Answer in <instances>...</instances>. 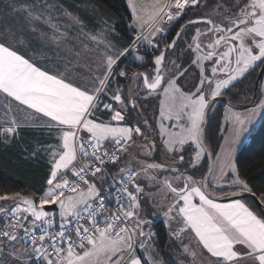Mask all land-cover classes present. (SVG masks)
<instances>
[{
  "label": "snow or ice",
  "instance_id": "obj_1",
  "mask_svg": "<svg viewBox=\"0 0 264 264\" xmlns=\"http://www.w3.org/2000/svg\"><path fill=\"white\" fill-rule=\"evenodd\" d=\"M127 6L135 38L118 46L112 30L88 35L98 62L84 83L38 65L35 55L43 53L28 48L31 42L21 39V33L0 32V143L15 142L24 122L55 140L24 149L26 159L46 157L41 192L0 194V264H160L151 243V221L141 216L142 181L163 192L164 216L169 225L176 224L171 235L181 240L191 264H264V190L253 189L235 159L244 134L257 117H264V99L254 102L245 116L228 109L224 143L207 175L197 178L178 166L184 164L188 149L193 154L187 163L193 169L208 152L203 125L214 102L230 95L236 82L255 69L264 72V0H223L216 5L215 18L207 0H155L150 11L138 0H127ZM12 9L28 21L33 33L39 31L42 44L50 39L59 46L67 39L54 10L72 24L81 23L49 0H21ZM191 11L201 15L189 17L160 49L156 37L164 31L161 22L178 21ZM185 36L190 37L187 63L199 69L195 91H185L178 83L189 68L166 56ZM141 45L158 50L153 71L129 77L120 64L134 53L142 61ZM209 61L211 75L206 74ZM115 77L142 80L148 96L163 94L157 126L171 165L133 154L136 145L144 156H151L157 144L141 127L123 123L129 103L135 108L136 101L123 89H112ZM105 113L108 119H100ZM137 137L142 138L139 143ZM109 165L115 166L119 180L113 178L106 194L103 182ZM113 191L116 208L111 211L106 199ZM246 194L255 199L245 201ZM222 199L229 202H218ZM50 205L59 209V224L46 208ZM185 233L188 243L183 242Z\"/></svg>",
  "mask_w": 264,
  "mask_h": 264
},
{
  "label": "trees",
  "instance_id": "obj_2",
  "mask_svg": "<svg viewBox=\"0 0 264 264\" xmlns=\"http://www.w3.org/2000/svg\"><path fill=\"white\" fill-rule=\"evenodd\" d=\"M6 1L10 2L11 0H0V2L2 3L0 6V22L11 17V10L8 7L7 9L2 8ZM49 1L65 2L66 0ZM69 1L70 3L68 4V9L71 12L76 13L80 7L87 8L89 12H91L85 18V23L87 28L93 29L92 31H95L96 28L101 25L100 23L107 22V24L111 25L114 29L113 36L115 37L114 41L116 45L123 46L124 44L129 43L130 39L135 38V36L130 33L131 30L128 27V23L131 21V16L126 0ZM207 3L211 5V7L209 8V11H211L212 8H215L217 4L223 3V0H207ZM11 5H14V3H11ZM225 6L227 7L226 4ZM200 15V11H191L188 12L184 17H198ZM5 30H7V26L5 24H0V32ZM35 35L36 34L34 33L31 35L33 41L32 43L34 44H36L34 41ZM162 43V45L164 46V41H162ZM160 48L162 49V47ZM139 52L142 54V51L139 50ZM72 57L74 58L75 56H70L68 61H72ZM77 61V64H79V61H81V59H78ZM85 61H87V59H84L82 62ZM139 62L141 61H138L134 57L129 56L120 64V68H126L129 73V77H131V73L138 69L136 67L141 66L138 65ZM152 66L153 65H151V67ZM76 68L79 69V67ZM72 70H75L74 66L72 67ZM258 71L259 68L255 69V71L251 75L244 77L242 81L240 80L238 81L239 83L236 84V99L238 97L245 98L246 100L243 104L249 103L252 99L254 84ZM116 79L117 82L114 89L119 88L120 84H122V82L126 80V78L122 77H116ZM260 97L261 93L259 91V98ZM151 111L152 110L148 108V110H146L147 113L144 112V114H142V110L139 108L137 109L136 114H128V117L126 115V120L123 123L131 124L132 126H139L146 132L148 136H150L151 134L155 136V134H153V122L156 117V113H158L157 107H155V110H153L152 112ZM105 114L106 116H104ZM105 114L101 115L99 118H107V113ZM221 116V110L216 112L214 117L212 118V121L210 122V120H208L207 128L205 131V143L206 145H210L208 142L212 141L214 151H217L221 141L218 125L221 121ZM146 119H152L150 123L151 127H149L148 124L146 125L144 123L145 121H147ZM156 136H159V134H157ZM38 142L54 143L55 140L53 137H50L46 131L41 132L33 127H21L20 137H18L15 142L7 146L3 143H0V194H11L15 192H41L44 186L45 177L47 175V164L45 163L46 157H42L39 161H34L31 159H26L24 154L25 148L31 151L33 146H38ZM156 144L157 146L159 145L158 142ZM191 152L192 150L188 149L184 153L185 162L184 164L179 165L183 170L189 168L187 161L188 155L190 156ZM159 154L160 153L158 151V153L154 154V156H157ZM235 159L241 176L249 181L253 189L257 191L264 190V117H262L256 129L248 135L242 147L237 152ZM206 166L207 159H205V165L202 168L197 167L198 170L192 169L190 170V173L195 172L196 177L199 178L202 174L205 175ZM116 177L117 170L115 169V166L109 165L107 169V178L103 182L105 193L108 192L109 185H112L114 183L113 178H115L116 181L119 180V177ZM97 183L99 184L101 183V181L97 180ZM248 200L251 199H245V201ZM56 222L59 223L57 216ZM153 230L157 252L163 264H178V262L182 260L183 254L174 253V249L172 248L176 247V245L178 246L179 243H174L173 239L170 240L171 238L169 237L168 232L162 222L154 224ZM178 258L180 261H177ZM183 259L184 264H190L187 259Z\"/></svg>",
  "mask_w": 264,
  "mask_h": 264
},
{
  "label": "rangeland",
  "instance_id": "obj_3",
  "mask_svg": "<svg viewBox=\"0 0 264 264\" xmlns=\"http://www.w3.org/2000/svg\"><path fill=\"white\" fill-rule=\"evenodd\" d=\"M126 2H127V0H126ZM11 3H14V5H18L19 3H21V0H11L10 2H8V1L5 2V4L2 6V8L7 9V7H8L11 10V17L0 22V24H5L7 26V29H13V30H16L17 32L21 33V39H24L26 42H31L28 44V48L38 49L39 52L43 53V55H40V54L35 55L36 63L38 65L46 66L53 71H55L56 69H59L62 72H66V74H68L70 76V78L77 75L80 83L86 82L88 80V77L91 75V73L96 70V65L98 62L97 61L98 53L96 51L95 43L90 41L87 37L90 34L99 33L102 28H106V30H112V33H113L114 32L113 27L107 23L106 24L100 23L101 25L99 27H97L95 31H92L93 29L87 28L86 23H85V18L87 17V15H89L91 13V12H89V10L87 8L80 7L76 13H73L68 9V4L70 3L69 0H66L65 2H51V1H49V3H51V4H55V5L60 6L65 12H71L75 16L79 17L81 23L78 25L72 24L71 21H66V18L62 15V13L55 12V10H54L53 14L57 15L59 17L60 27L62 29H65V28L67 29V33H68L67 39L62 40L59 46L52 43L50 39H47L46 42H44L42 44L40 33H39V31H37L34 33V34H36L34 36V41L36 44H34V43H32L33 41H32V37H31L33 32L31 31V27H30L28 21L22 15L13 11ZM138 3L143 4L146 7V9L150 11L151 5L153 3H155V0H138ZM1 4L2 3L0 2V6H1ZM128 9H129L130 16H131V9L130 8H128ZM171 24L172 23L169 24V23H164L162 21L161 26L164 29L163 32H166L171 27ZM42 27H44V26H42ZM128 27L131 30L130 33L135 36L137 34V32L135 31V33H134V30L132 27V19L128 23ZM46 30L49 32V35H50L51 34L50 30H48V29H46ZM163 32H161L157 35V37H156L157 40H159L161 38V35ZM158 36L160 38H158ZM113 42L115 43L114 40H113ZM146 47L151 48V46H148V45H141L139 47V50H143ZM22 50H25L26 54L28 56L34 55L33 51H27L26 49H22ZM139 53H138V55L142 56V54H139ZM72 55L75 57L74 58L72 57V61H68L69 57ZM135 55H137V54L134 53V55L132 57H134ZM77 58L81 59V61H79V64H77V62H78ZM84 59H87V61L82 62ZM138 61H141V60H138ZM142 61H146V60H144V57H143ZM153 61H154V58L151 59V61L148 64L150 65L151 63H153ZM206 63H208V62H206ZM73 66L75 67V70H72ZM76 67H79V69H77ZM168 67H170V64L168 65ZM185 76L187 77V81H188L189 73H187ZM247 76H249V75H246V77ZM240 80L242 81L243 78L239 79L238 81H240ZM178 81L183 82V78L181 77ZM116 82H117V79L115 77L113 79V83L111 85L113 90H115L114 87H116ZM180 86L185 91H189V90L195 91V87L198 86V81H196L195 79H191L190 81L184 83V85H180ZM119 88H121V87H119ZM260 93H261V97L259 99H262L264 97V77H263L262 82H261ZM153 96L158 97L159 100H158V104H157L158 113H156V117H155L154 122H153V127H154L153 128L154 129L153 134H155V136L152 134L150 136H152V140L154 139L155 141H157L159 143L157 148H158V151L160 154L157 156H154L153 153L151 156L139 155L138 152H135V150L138 149V147L136 145H133V154L138 155L140 159L146 160L148 162L166 163V164L171 165L172 161L167 159L165 154H164V150H163L162 145H161L160 137L156 136L157 134H159V128L157 126V122L159 120L160 101L162 99H164V97H163V94H161L160 96H157V95H153ZM245 100L246 99L243 97H238L236 99V104H243L245 102ZM229 108L230 107H227V106L220 107V110L222 112V116H221V121L218 124L219 125V134H220V139H221L219 146L224 143V140H223L224 133L222 130L226 126H228V122L225 119V114L228 113ZM230 109H231V112L237 113L241 116L247 115L248 111H249V109H246V110H234L232 108H230ZM217 111H218L217 105L215 107H213L211 109V111H209L208 120H210V122L212 121V118L214 117V115ZM142 114H144V113L142 112ZM229 115H230V113H229ZM104 116H106V114ZM101 119L107 120L108 118L103 117ZM151 121L152 120H150V119L147 120L148 125H150ZM170 123H172V122L165 121L166 125H168ZM150 136H148V137H150ZM141 139L142 138L137 137L138 143L141 141ZM208 143L210 145L207 144V146L210 149V151L212 152L213 161H214L215 155L219 153L220 148L218 147L217 151H214L213 142L209 141ZM242 144H243V141H242L241 145ZM241 145L238 147V149L236 151L235 158H236L238 150L241 148ZM190 154H191L190 156L188 155V160L191 159L193 152H191ZM205 159H207V166H206V171H207L208 158H207L206 154L203 156L201 162L199 163V165H197V167L202 168L205 165ZM188 167L189 168H186V170H183L180 167V171L181 172H187V173L191 174L190 170H192L193 168H191L189 165H188ZM117 177H119V176L117 175ZM160 178L162 179L163 177L161 176ZM225 179H227V178H225ZM142 183L145 185V194L141 199V203L143 205V211L141 212V216H144L151 221L150 230L153 233H154L153 225L157 224L158 222H162L163 225L165 226L171 240L173 239L174 243H179L178 246L176 245V247L172 248V249H174L173 250L174 253L183 254L181 240H177V239L174 240L175 238L171 235V231H172V229L176 228V224H175V222H172L171 225H169V223L166 220V217L164 216V210H165V205H166L167 201H165L163 199V196H164L163 192L159 191L155 186L147 184L146 181H142ZM224 188H225V191H229L226 184L224 185ZM0 203H4V202H0ZM0 226H2V224H0ZM154 237H155V235H153L151 243L153 244V246H154L153 250L155 251V253L157 255L158 252H157L156 244L154 241ZM183 242L184 243L189 242L187 233L184 234ZM21 251H23V249H21ZM143 254L147 255V253H143ZM183 258H185L191 262V258L185 257L183 254L181 261L179 260V258L177 259V261H180V262H178V264L179 263L184 264ZM0 259H3V256H0ZM21 264H26V261H22ZM160 264H163L162 260L160 261Z\"/></svg>",
  "mask_w": 264,
  "mask_h": 264
},
{
  "label": "flooded vegetation",
  "instance_id": "obj_4",
  "mask_svg": "<svg viewBox=\"0 0 264 264\" xmlns=\"http://www.w3.org/2000/svg\"><path fill=\"white\" fill-rule=\"evenodd\" d=\"M215 9H216V7L212 8V10L209 11L210 13H212L214 18L216 16ZM205 15H207V14H205ZM192 18H197V17H192ZM187 19L188 18L184 17V18H182V21L180 19L178 21L172 22L171 27L166 32H163L161 35L162 37H164V39L162 40V41H164V44L170 42L171 39H174L176 37V33L180 30V26L185 24ZM180 21H181V23H180ZM198 26L203 27L202 25H198ZM195 27L196 26H192L193 33H194ZM158 38H160V37L158 36ZM189 39H190L189 36H185L181 40H178L176 48L169 50L166 53V56L170 57L172 60H176L177 63L182 65L183 67L189 68V72H188L189 73V79H188V81H190L191 79H195L196 81H198L199 69L195 68L194 65H189L187 63V60H188L187 41ZM159 41H160V47L163 48L164 46L162 45L163 43H162L161 39H159ZM140 51H142V56L144 57V60H146V61L139 63L138 65H141V66L140 67L137 66L136 68H138V69L136 71H133V72H145V71L152 72L153 66L152 67H150V66L153 65V63H151V65H149L148 63L151 61V59L154 58L155 55L158 54V50H155L152 47L151 48L146 47L145 49L140 50ZM166 63H168L167 60H166ZM210 65H211V62L206 63V66H207L206 74L207 75H211ZM170 67H172L171 64H170ZM170 67H169V69H171ZM182 78H183V82L178 81V83L180 85H184V83L188 82L186 76L182 77ZM238 83L239 82L237 81L236 84H238ZM120 87H121L120 89L124 90L125 95L130 96L131 99H134L136 101V107L135 108H132L131 104L129 103L130 106L128 107V111L126 112L127 117L129 116L128 114H132V115L136 114L137 108L138 109L140 108L143 113L144 112L147 113L146 110H148V108H150L153 111V110H155V107H157L158 100H159L158 97L153 96V95L152 96L147 95V90L143 87L142 80H137V82L135 83L131 79H126L124 82H122V84H120ZM225 97L230 102H232L233 104H236V87L234 89H232L230 95L225 96ZM216 105H217L218 111H220V107H222V106L229 107L226 103H224L222 101L215 102L213 107H215ZM149 140L150 141L152 140V136L149 137ZM135 152H138L139 155H143L140 148H138ZM157 153H158V148L156 151L153 152V154H157Z\"/></svg>",
  "mask_w": 264,
  "mask_h": 264
},
{
  "label": "water",
  "instance_id": "obj_5",
  "mask_svg": "<svg viewBox=\"0 0 264 264\" xmlns=\"http://www.w3.org/2000/svg\"><path fill=\"white\" fill-rule=\"evenodd\" d=\"M263 77H264V72H262L261 69H259L257 77H256V80H255V84H254L253 96H252V99H251V101L249 103H247V104H233L225 96L218 98L217 101H222V102L226 103L230 108L235 109V110H246V109L252 108L254 102L259 100V90H260V86H261V82H262ZM217 101H215V102H217ZM208 114H209V112L206 115L205 124L203 125V128H204V142H205V131H206V128H207V123H208ZM207 148H208V146H207ZM205 154L207 155V158H208V167H207V171H206V174H205V175H207L209 166L213 164V155H212V152L210 151L209 148H208V152L205 153ZM246 198L255 199V197H250L247 194L244 196V199H246ZM220 202H227V200H223L222 199V200H220ZM261 207H264V205H261ZM46 208H47L48 211L56 214L57 219L59 220V215H58L59 214V209L55 205L46 206Z\"/></svg>",
  "mask_w": 264,
  "mask_h": 264
},
{
  "label": "crops",
  "instance_id": "obj_6",
  "mask_svg": "<svg viewBox=\"0 0 264 264\" xmlns=\"http://www.w3.org/2000/svg\"><path fill=\"white\" fill-rule=\"evenodd\" d=\"M72 79H73L74 81L80 83V82H79V78L77 77V75H75L74 77H72ZM262 99H264V97H263ZM2 103H3V100L0 99V104H2ZM3 115H4L3 110H0V118H2ZM107 118H108V115H107ZM21 119H22V114H21ZM261 119H262V117H257V118L253 121V124L251 125L249 132H247V133L244 134V137H243V140H242L243 143L245 142V140H246V138L248 137V135H249L253 130L256 129V127H257L258 124L260 123ZM22 127H29V126H27V122H24V124L22 125ZM242 145H243V144H242ZM242 145H241V147H242ZM238 151H239V150H238ZM218 202H220V201H218ZM227 202H229V201H227ZM170 240H171V239H170ZM174 240H176V238H175ZM177 240H180V239H177ZM157 258H158L159 261H161V259H160V257H159L158 254H157ZM188 261H189V260H188ZM189 263L191 264L190 261H189Z\"/></svg>",
  "mask_w": 264,
  "mask_h": 264
},
{
  "label": "built area",
  "instance_id": "obj_7",
  "mask_svg": "<svg viewBox=\"0 0 264 264\" xmlns=\"http://www.w3.org/2000/svg\"><path fill=\"white\" fill-rule=\"evenodd\" d=\"M164 23H171V21H167L166 19L163 20ZM107 194V193H106ZM117 195V193L115 191L112 192L111 196H109L106 199V204L109 206V208L111 209V211H114L116 208L115 202H114V197ZM102 219V218H101Z\"/></svg>",
  "mask_w": 264,
  "mask_h": 264
},
{
  "label": "bare ground",
  "instance_id": "obj_8",
  "mask_svg": "<svg viewBox=\"0 0 264 264\" xmlns=\"http://www.w3.org/2000/svg\"><path fill=\"white\" fill-rule=\"evenodd\" d=\"M119 78H121V77H119Z\"/></svg>",
  "mask_w": 264,
  "mask_h": 264
}]
</instances>
